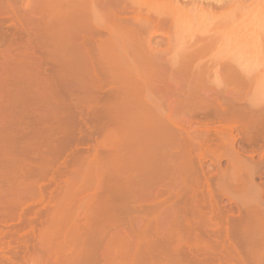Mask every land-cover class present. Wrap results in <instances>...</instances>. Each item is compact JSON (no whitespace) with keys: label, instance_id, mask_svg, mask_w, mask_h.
<instances>
[{"label":"rangeland","instance_id":"1","mask_svg":"<svg viewBox=\"0 0 264 264\" xmlns=\"http://www.w3.org/2000/svg\"><path fill=\"white\" fill-rule=\"evenodd\" d=\"M65 1L0 0V264H264V43Z\"/></svg>","mask_w":264,"mask_h":264},{"label":"bare ground","instance_id":"2","mask_svg":"<svg viewBox=\"0 0 264 264\" xmlns=\"http://www.w3.org/2000/svg\"><path fill=\"white\" fill-rule=\"evenodd\" d=\"M66 1H65V3H66ZM104 1L105 0H86L87 6L86 5H84V6L87 7L89 14H91L97 20L98 18L100 19V17H98L99 16V9L97 10V7L100 3H102V2L104 3ZM124 1L126 2L125 6H123L124 8L126 7L124 10L127 9V4L129 3V6L134 5L137 8L139 6L140 7L143 6L144 8L146 7L147 13L145 12L146 13L145 15H141L140 14L141 9L139 10V8H140L139 7L138 9L136 8L137 11L134 10L135 14H133L132 17L130 15L131 18H129L126 15H123V17H121L119 19L120 23L119 24L116 23V24H118V26H120V28H117V26L114 25L115 23L113 24L117 29L116 30L117 32L115 31L116 33H119L121 31V30L119 31L118 29H122L121 28L122 26L127 27L128 29H133V31H139L140 29L145 28L147 26L150 27L149 25L151 23H154L156 26L167 25L169 29L173 30V34L176 35V36H174L173 43H175L177 45H181L183 47L187 46V48H189V49L198 48L197 51H192L191 53L187 52V54L188 53L189 54L188 55L186 54V56L190 57V59L191 58H197V59L205 58L207 56V53H206L207 51L205 52V49H207L211 46H214L215 44H217L219 42H223L227 38L230 40H233L237 44H241V45L243 43H247V44H249V43H254V44L264 43V0H124ZM114 2H112V3H114ZM151 2L158 3L159 8H156ZM149 3H150V5H149ZM65 5H67V4H65ZM77 6H78V4H77ZM107 7L109 8L110 6L107 5ZM150 7H153V9H155V11L152 8H151L152 10H150ZM67 8H68V6H67ZM149 10L152 11L154 16H151L149 14L150 13ZM142 11L143 10H141V12ZM130 13H131V11H130ZM88 17H89V15H88ZM98 22H100V21L98 20ZM100 23H99V25H100ZM78 24H76V25H78ZM96 25L98 26V23H96ZM78 26H80V25H78ZM106 26H108V28L110 27V25H106ZM156 26H154V27H156ZM201 26H206V27L209 26V28L206 29V31L203 35H198V36L194 35L193 32H194L195 28H199ZM84 27H85V25H84ZM180 31H187L186 33H189V34L187 36H179ZM147 32H149V31L147 30ZM130 34L131 33H129V35ZM126 36L127 35L125 34V38H124L123 35L121 34L120 36H118V38H116V36L113 35V37L116 38L115 41L119 42L120 44H123V46L126 43H130V42L135 41V39L132 38L130 40V38H128V37L126 38ZM136 44H137V42H136ZM113 45L115 46V44H113ZM126 45H128V44H126ZM107 46H109V45H107ZM117 46H119V44H117ZM140 47H142V46H140ZM242 49H243V47H242ZM136 50H137L136 51L137 53H138V51H140V49H137V48H136ZM189 51H191V50H189ZM118 52H119V50H118ZM120 53H122V52H120ZM147 53H149V52H147ZM168 53H170V52H168ZM234 54H237V51ZM234 54H232V55L234 56ZM136 55H138V54H136ZM143 55H145V54H143ZM246 56H244V57H246ZM157 57H158V55H157ZM237 57H239V55ZM138 58H139V56L137 57V59ZM129 60L132 61L131 59H129ZM151 60H153V59H151ZM232 61H233V59H232ZM180 71H181V69H180Z\"/></svg>","mask_w":264,"mask_h":264}]
</instances>
